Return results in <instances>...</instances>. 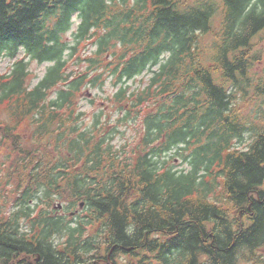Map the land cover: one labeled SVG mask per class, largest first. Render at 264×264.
I'll use <instances>...</instances> for the list:
<instances>
[{
    "label": "clouds",
    "instance_id": "obj_1",
    "mask_svg": "<svg viewBox=\"0 0 264 264\" xmlns=\"http://www.w3.org/2000/svg\"><path fill=\"white\" fill-rule=\"evenodd\" d=\"M0 264H264V0H2Z\"/></svg>",
    "mask_w": 264,
    "mask_h": 264
},
{
    "label": "trees",
    "instance_id": "obj_2",
    "mask_svg": "<svg viewBox=\"0 0 264 264\" xmlns=\"http://www.w3.org/2000/svg\"><path fill=\"white\" fill-rule=\"evenodd\" d=\"M21 2H27V0H21ZM95 2V0H93ZM0 3H2V0H0Z\"/></svg>",
    "mask_w": 264,
    "mask_h": 264
}]
</instances>
